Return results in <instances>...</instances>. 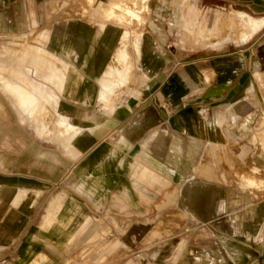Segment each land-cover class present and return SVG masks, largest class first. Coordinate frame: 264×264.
Instances as JSON below:
<instances>
[{"label":"crops","instance_id":"0c3cea01","mask_svg":"<svg viewBox=\"0 0 264 264\" xmlns=\"http://www.w3.org/2000/svg\"><path fill=\"white\" fill-rule=\"evenodd\" d=\"M77 1L0 0V39L16 37L14 42L23 46L25 51L6 55L12 61H3V71H7L13 78L7 77L11 84L0 85L2 90L11 95L24 117L35 122L38 132L48 133L46 106L33 101L31 91H28L26 85H21V81L23 78L30 80L33 77L31 73L36 68H40L42 73L41 69L48 60L47 55L33 54L30 51L35 45L26 42L27 34L35 28L50 29L52 44L64 48L63 61L70 63L68 77L72 80L66 85L61 108L89 113L73 118L74 124L83 126L85 130L72 142L76 141L77 148L85 152L83 156L102 159L94 163V167L98 165L94 173L107 170L110 163L108 157L112 154L120 157V166L126 157L140 158L156 170L155 173L142 165L135 167L134 172H139L141 181L149 180L153 184H160L159 188L171 184L158 175L160 173L185 182L180 188L181 201L178 204L183 206L184 212L193 215V219L208 223L238 221L234 210L245 199L240 198L225 184L200 181L193 173L209 146L253 140L257 131H262L258 134L264 135V85L258 80L260 77L264 80V50L259 49L261 40L249 42L243 48L236 43L225 42L197 51H176L171 49L172 44L167 46L163 41L152 38L147 48L142 49L140 63L144 64L142 72L146 80L141 92L133 100L118 105L113 114H100L97 111L107 107L99 102L98 79L112 62L114 54L102 41L104 35L101 33V25L106 22L101 17L96 18L93 23L79 18L63 19V15L80 8L76 6ZM233 1L246 5L249 11L259 10L264 13V5L259 3L261 0ZM167 2L175 4L183 12L177 1ZM67 3L71 5H64ZM188 5V12L194 9L201 16L195 7ZM37 40L42 39L38 37ZM155 44L159 47L162 44L163 47L156 48ZM81 46L84 50L82 52ZM74 48L78 54H73ZM87 50L92 52L87 54ZM32 55L34 58L29 59ZM221 66L222 75L219 71ZM34 111L39 112L33 114ZM59 118L51 125H54L55 133L60 136L58 138L64 139L56 128ZM0 139H3L2 147L6 150L21 149L24 151L22 153L31 150L25 137L14 128L1 99ZM62 142L69 144L65 139ZM43 157L41 153L37 154L31 164L40 166L44 163ZM14 164V160L0 152V165ZM195 171L200 172V169ZM203 171L207 177H212L210 171ZM248 182V187L258 188L254 181ZM122 188L143 190L149 187L121 183L120 189ZM81 190L90 196L93 193L91 189H87V183L81 186ZM136 194L131 192L129 200H133L130 203L143 204L144 202L138 201ZM1 197L11 203V208L0 227L15 231L14 237L19 228L16 219L29 213V207L34 204L35 198L29 190L20 189L15 192L10 188H5ZM62 199L63 196L60 195L51 201L41 229L33 237L50 249L68 247L69 245L64 246V239H75L68 231L78 215H82L83 221L89 222V227L83 229L81 225L80 231L90 229L91 225L90 217L82 212L80 203L72 198L62 203ZM259 212L260 210L251 209L249 222L254 221ZM261 221L264 223V218ZM78 230L79 228L76 232ZM216 232L219 234L217 237L222 239L221 249L218 245L216 258L205 259L204 264H264V224L248 227V245L234 239L237 231L229 235ZM91 233L93 238L99 236L96 229H91ZM48 239L53 241L48 242ZM187 248L191 253L192 250ZM47 261L46 255L37 252L35 246L28 245L20 253L17 264H46Z\"/></svg>","mask_w":264,"mask_h":264},{"label":"rangeland","instance_id":"374dc122","mask_svg":"<svg viewBox=\"0 0 264 264\" xmlns=\"http://www.w3.org/2000/svg\"><path fill=\"white\" fill-rule=\"evenodd\" d=\"M78 1L76 6L80 8L63 15V19L79 18L93 23L96 18L101 17L100 19L106 22L101 25V33L104 35L102 41L114 54L110 66H115L118 62L116 54L122 41L119 34L124 31L142 36V44L135 48L141 53V57L142 49L147 48L152 38L163 41L167 46L172 44L171 49L176 51H197L225 42L236 43L243 48L247 43L258 42V40H261L259 49L264 50V25L251 38L245 39L248 23L240 16L244 14L249 18L264 21V13L259 10L249 11L246 5H240L233 0H188L186 10L181 6L184 12H181L175 4L167 2L164 5L162 0H152L150 4L145 3V5L144 0H123L124 2L118 0L119 4H123L121 5L123 8H125L124 5L130 8L137 5V8L145 6L151 9L144 12L145 20L142 24H131L133 26H129L126 22L118 23L108 20L100 14L97 15V12L95 14L101 3L107 7L111 0L109 2L96 0L91 5H88L86 1L84 4L81 0L79 2H83L84 5H82ZM118 1L114 0L116 3ZM259 3L264 5L262 0ZM188 4L195 7L201 16L195 13L194 9L188 12ZM64 5L69 6L71 3ZM109 30L113 32V37L119 35V38L108 40ZM38 37L42 40H37ZM25 40L28 44L35 45L30 50L33 54L48 56L47 62L41 69L42 73L39 71L40 68H36L31 73L33 76L30 78L31 81L23 78L21 85H26L28 91H31L30 96L33 101L41 102L46 106L45 112L49 125L48 133L38 132L35 122L24 117L11 95L0 87V99L10 114L14 128L31 146L28 153H22L24 151L21 149L10 151L2 147L4 141L0 139V152L15 161L12 166L0 165V223L4 222L11 208V203L1 197L5 188L13 189L15 192L26 189L35 198L34 204L29 207V213L16 219L19 228L14 237L15 231L0 227V264H17L20 253L28 245L35 246L37 252L47 256L46 264H204L205 259L216 258L218 245L221 249L222 239L217 237L219 234L216 231L228 235L237 231L234 239L248 245L249 239L246 237L248 227L264 224L261 221L264 218V135L258 134L262 131H257V136L253 140L209 146L197 163L195 170L199 168L200 172L194 170L193 173L200 181L223 183L232 188V192L240 198L245 199V202L234 210V215L239 220L209 223L198 218L195 220L192 218L193 215L184 212L183 206L178 204L181 201L180 188L185 182L160 173L158 175L170 181L171 184L159 188L160 184H153L149 180L143 182L139 179V172H134L135 167L142 165L155 173L156 170L142 159L133 156L126 157L120 166V157H114L113 154L108 157L110 163L107 170L95 174L94 171L98 165L95 167L93 165L100 158L85 157L83 156L85 152L77 148L76 141L67 145L58 138L54 125H51L56 118L61 116L59 119H68L73 122V118L89 113L61 108L66 85L72 80L68 77L70 63L63 61L64 48L52 44L51 30L35 28L27 34ZM117 40L118 43H116ZM14 41L16 37L0 39V85L11 84L8 78H13L7 71H3L4 62L12 61L6 55L25 52L23 46L17 45ZM110 43L114 45L111 48ZM155 47L160 49L163 46L161 44L159 47L155 44ZM82 51L84 50L81 46L80 52ZM91 52L87 50L86 53ZM73 54H78L76 48ZM4 55L6 57L1 58ZM32 58L34 55L29 59ZM132 58L135 59V53L132 54ZM134 59L131 60V66H133L130 79L116 75L110 76L108 66L103 76L98 79L99 102L107 107L97 111L98 113L111 114L109 106L117 108L125 101L133 100L141 92L142 86L145 85L143 82L146 80V78L142 79L144 74L141 73L144 64L141 65V58L139 61ZM139 65L141 70L135 67ZM219 71L222 75V66ZM27 72L30 73L29 70ZM40 76H42L41 79ZM139 78L141 81H138ZM221 79L224 78L221 77ZM261 79L258 78L263 86L264 80ZM104 86L110 90L106 102L102 100ZM38 112L34 111L33 114ZM39 153L44 155V163L40 166L32 165L31 163ZM203 170L210 171L212 177H207ZM173 180L176 181L175 184ZM248 180L254 181L258 188L248 187ZM84 183H87V189L93 192L91 196L81 190ZM121 183L149 188L120 189ZM131 192L137 193L138 201L144 203L131 204L133 200H129ZM60 195L63 196L62 203L69 198L80 203L82 212L90 217L91 225L90 229L80 231V226L87 229L89 222L83 221L82 215H78L68 231V234H73L75 239H64V246L69 245L68 247L50 249L45 243L35 241L33 237L41 229L44 215L51 201ZM142 198L145 199L142 200ZM251 209H257L260 212L256 213L254 221L249 222ZM91 229H96L99 236L93 238ZM51 241L53 240L48 239V242ZM187 247L192 250L191 253ZM104 250L106 253H99Z\"/></svg>","mask_w":264,"mask_h":264},{"label":"bare ground","instance_id":"6f19581e","mask_svg":"<svg viewBox=\"0 0 264 264\" xmlns=\"http://www.w3.org/2000/svg\"><path fill=\"white\" fill-rule=\"evenodd\" d=\"M79 1H81V0H79ZM79 1H78V3H80ZM85 1L88 3V5H91L92 2H96V0H83L84 4H86ZM119 1H118V3H116V2H114V0L113 1L111 0L110 5L107 7L104 6L105 4H103V5H102V3L100 5L98 4L99 7L96 10V12L98 13L97 15L100 14L103 17L107 18L108 20L116 21L118 23L126 22L129 24V26H133L136 23H137V25L143 23L142 21L145 20V19H143V17H144L143 14H144V12H146V10H149L150 8L145 7V6H144V8H137L138 6L136 4L135 5L137 7L135 6L134 8L133 7L130 8L129 6H125V5H124L125 8H123V6L121 7V5H123V4H119ZM151 1L152 0H144L143 3H144V5H145V3L150 4ZM167 1L168 0H162V3L165 5L167 3ZM175 1H177L178 4L182 7H184L186 10L188 0H175ZM83 2L80 4L84 5ZM183 12H184V10H183ZM240 16L244 19V21L246 23H248L245 39L251 38L257 32V30H259L264 25V21H258V20H255L254 18H249L247 15H244V14L240 15ZM131 24H133V25H131ZM125 26H127V25H125ZM134 27L136 28V25ZM127 30H129V28ZM109 33H110V35L108 36V40L109 39H111V40L117 39V38H119V35H121L120 39L122 41L119 44L117 54H116L118 62L115 63V66L108 65V67H109L108 73L110 74V76L116 75L120 78L126 77L127 79H130V74H131V70H132V66H133V65L131 66V60L134 59V58L131 59V57H132V54L135 53V59L137 61H139V59L141 58V53L138 52L137 50H135V48L142 44V36L137 35V34L134 35V33L131 34V32H129V31H124V32H122V34L118 33L119 35L116 37L112 36L113 32H111V30H109ZM118 42L119 41L117 40L116 43H118ZM109 46L111 48L114 45H112V43H110ZM140 66L141 65H139L138 67L137 66H135V67L137 69V68H140ZM139 70H141V68ZM141 73H142V71H141ZM139 77H141V76L139 75ZM145 78L146 77L143 75L142 79L144 80ZM138 81H141V79ZM109 92H110V90L107 88V86H104V91H103L104 94L102 96L103 102H106L108 100L107 94ZM23 104H24V102H23ZM108 109H110L111 113L113 114L115 112L114 110L116 109V107L109 106ZM56 125H57V129H59V131H60L61 135L64 137L65 141H67L68 143H71L76 138L77 135H79L81 132H83V130H85V128L83 126H77L72 121H70L68 119H59L56 121ZM64 139H62V140L64 141Z\"/></svg>","mask_w":264,"mask_h":264}]
</instances>
